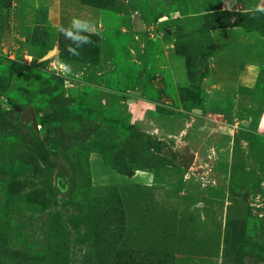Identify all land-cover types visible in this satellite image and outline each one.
<instances>
[{"label": "rangeland", "instance_id": "rangeland-1", "mask_svg": "<svg viewBox=\"0 0 264 264\" xmlns=\"http://www.w3.org/2000/svg\"><path fill=\"white\" fill-rule=\"evenodd\" d=\"M231 2L0 0V264H264V66L184 132Z\"/></svg>", "mask_w": 264, "mask_h": 264}, {"label": "crops", "instance_id": "crops-1", "mask_svg": "<svg viewBox=\"0 0 264 264\" xmlns=\"http://www.w3.org/2000/svg\"><path fill=\"white\" fill-rule=\"evenodd\" d=\"M221 1L226 6L225 8H231L235 4L231 0ZM86 11L88 12V23L81 24L97 28L100 24L97 11L95 9ZM210 34L215 41L217 52L209 57V74L201 81V87L207 97L208 105L205 104L204 109L203 107H197L200 109V113H194L193 106L189 111L185 110L186 114L183 116L185 119L184 125H186L184 132L186 133L187 130L193 138L199 130L197 124L201 121L200 119L205 118L204 112H206L207 107H220V103L213 96L226 95L229 88L237 90L235 94L239 96V88L251 86L255 82L257 71L264 66V36L246 31L239 26L214 28L211 29ZM169 56L174 84L181 87L187 86L188 79L184 60L179 55ZM170 117L172 115L164 119L168 120ZM258 126L264 128V113L259 116ZM193 138L190 141L191 143H193ZM130 177L127 179L128 181H123L124 179L121 181L113 180L110 184L120 185L135 182L133 180L136 175L133 174ZM150 180L149 175H143L139 182L148 184Z\"/></svg>", "mask_w": 264, "mask_h": 264}, {"label": "water", "instance_id": "water-1", "mask_svg": "<svg viewBox=\"0 0 264 264\" xmlns=\"http://www.w3.org/2000/svg\"><path fill=\"white\" fill-rule=\"evenodd\" d=\"M193 112L194 113H200V109H197V108H193ZM190 156V158H191V160L193 161V159H194V155H189Z\"/></svg>", "mask_w": 264, "mask_h": 264}, {"label": "trees", "instance_id": "trees-1", "mask_svg": "<svg viewBox=\"0 0 264 264\" xmlns=\"http://www.w3.org/2000/svg\"><path fill=\"white\" fill-rule=\"evenodd\" d=\"M222 27H225V26H222ZM211 29V28H210ZM210 29L208 30V34L210 35V37H211V39H212V36H211V34H210ZM213 40V39H212ZM203 77H205V76H203ZM202 77V78H203ZM122 173V172H121ZM133 174H135V172L134 173H132V174H126V175H129V176H132Z\"/></svg>", "mask_w": 264, "mask_h": 264}]
</instances>
